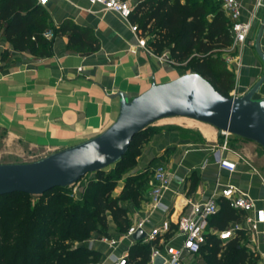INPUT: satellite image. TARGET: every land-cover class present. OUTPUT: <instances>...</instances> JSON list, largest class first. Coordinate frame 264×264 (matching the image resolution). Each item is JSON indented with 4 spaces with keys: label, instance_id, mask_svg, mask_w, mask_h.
Segmentation results:
<instances>
[{
    "label": "crops",
    "instance_id": "0c3cea01",
    "mask_svg": "<svg viewBox=\"0 0 264 264\" xmlns=\"http://www.w3.org/2000/svg\"><path fill=\"white\" fill-rule=\"evenodd\" d=\"M139 1L126 0L131 9ZM36 2L53 26L70 21L90 29L100 46L94 53L71 52L67 49V35H57L52 40L50 56L34 57L14 50L5 39L4 27L0 26V127L10 136L55 150L72 147L97 136L115 121L119 111L117 93L122 92L131 99L147 90L152 80L160 84L189 73L177 72L167 52L156 55L149 48L139 47L138 35L130 29L133 24L130 18L124 20L112 12H104L88 0H47L43 5ZM237 2L240 21L250 25L247 41L224 50V54H233L237 78L232 93L239 97L263 73L254 42L263 24L260 48L264 53V0ZM257 94L258 98H264V83ZM200 124L207 128L201 129L202 141L196 143L184 141L182 133L174 130L156 129L138 157V166L127 174H146L151 164L166 168L168 183L160 192V207L152 208L149 204L152 178L138 203L123 205L127 208L129 227L142 222L145 234L162 221H169L170 232L156 240L162 245L181 247L177 219L189 214L190 203L204 202L211 197L219 200L226 187L236 188L264 210V178L251 158L232 148L223 150L222 143L218 142L220 133L207 124ZM220 157L233 162L235 169L229 172L220 167ZM121 187L114 196L121 192ZM237 214L239 219L235 222L241 221L240 213ZM212 218L208 228L218 230L209 223ZM123 234L110 221L107 235L118 240L115 247L100 244L98 233L85 241L84 246L99 252V262L106 264L108 255H129L131 248L142 242ZM244 244L257 255L258 264H264V223L255 233L246 235Z\"/></svg>",
    "mask_w": 264,
    "mask_h": 264
},
{
    "label": "trees",
    "instance_id": "16d2710c",
    "mask_svg": "<svg viewBox=\"0 0 264 264\" xmlns=\"http://www.w3.org/2000/svg\"><path fill=\"white\" fill-rule=\"evenodd\" d=\"M130 21L137 25L140 37L149 38L146 45L154 54L167 52L169 61L200 74L220 94L229 97L235 78L222 54L231 47L232 37L219 2L140 0L132 9ZM0 26L4 27L5 39L14 50L34 57L50 56L52 40L57 35H67V49L71 52L94 53L100 46L90 29L78 27L70 21L53 26L36 0H0ZM48 32L51 38L44 36ZM153 132L147 127L136 135L126 154L113 165L111 174L95 173L96 180L86 185L87 189L94 190L89 199L90 208L82 203L68 204L64 208L59 206L68 203L62 192L65 187L46 192L34 204L27 200L32 196L24 193L0 196V264L98 262L99 252L85 246L71 247L68 243H82L93 232L107 235L110 221L120 232L127 230V208L123 205L136 204L143 198L148 176L144 173L126 176L119 196L107 195L114 189L118 178L135 167V158ZM14 196L23 201L10 203ZM217 203L219 211L209 223L223 230L239 216L224 199L220 198ZM45 223L52 227H44ZM245 237V233L238 231L234 238L221 243L214 235L208 234L205 245L195 258L196 264H258L257 255L244 244ZM149 255L150 245L137 243L131 248L127 264H146Z\"/></svg>",
    "mask_w": 264,
    "mask_h": 264
},
{
    "label": "water",
    "instance_id": "95a60500",
    "mask_svg": "<svg viewBox=\"0 0 264 264\" xmlns=\"http://www.w3.org/2000/svg\"><path fill=\"white\" fill-rule=\"evenodd\" d=\"M261 24L254 51L263 73L242 96H223L200 74L189 72L157 84L129 99L119 92L115 121L97 136L30 163L0 164V196L24 193L41 196L54 188L69 187L85 175L115 165L128 151L134 137L167 118H185L215 128L219 133L256 143L264 150V98L255 95L264 83V53L260 48ZM139 228L131 236L141 241ZM154 264H162L156 257Z\"/></svg>",
    "mask_w": 264,
    "mask_h": 264
},
{
    "label": "built area",
    "instance_id": "2783aa9c",
    "mask_svg": "<svg viewBox=\"0 0 264 264\" xmlns=\"http://www.w3.org/2000/svg\"><path fill=\"white\" fill-rule=\"evenodd\" d=\"M47 0H38L39 4H45ZM220 3L225 17L230 26L232 37L231 48L240 46L247 41V35L250 29L249 23L240 21V11L237 0H215ZM91 5H98L104 12H112L124 20H129L132 9L126 0H88ZM259 5V3L257 4ZM131 32L138 35L137 44L139 47L147 50L146 40L139 36V29L136 24L130 25ZM46 38H51V33H45ZM223 134V133H221ZM227 135V134H223ZM226 141L222 144L225 150ZM220 167L232 172L235 164L227 159L220 157L218 160ZM152 186L149 192L150 206L157 208L161 206L159 202L160 192L166 188L168 183V173L166 168L159 165L155 168L152 175ZM220 198L224 199L229 206L241 215V221L234 222L231 226L223 230H211L208 228V221L218 212V203L216 198H209L200 203H190V212L187 215L180 216L176 221L177 233L182 237V245L179 248L162 245L156 242L157 238L163 237L170 232V223L167 220L161 222L159 226L153 227L142 239L143 244L150 245V255L146 264H154V259L160 257L162 264H196L193 262L198 255L201 247L206 243L208 234L214 235L221 243L234 238L238 231L245 235L255 233L259 225L264 223V210L257 208L255 202L247 195L234 187H226L220 193ZM142 222L128 227L123 237H131L139 228H142ZM98 242L108 248L116 246L118 240L108 235L98 237ZM128 254L121 256L110 254L107 257L106 264H127ZM91 264H105L96 262Z\"/></svg>",
    "mask_w": 264,
    "mask_h": 264
},
{
    "label": "rangeland",
    "instance_id": "374dc122",
    "mask_svg": "<svg viewBox=\"0 0 264 264\" xmlns=\"http://www.w3.org/2000/svg\"><path fill=\"white\" fill-rule=\"evenodd\" d=\"M214 3L218 5L216 2ZM148 39H149L148 37L145 38L146 42L148 41ZM232 55H233L232 53L230 54L223 53L222 58L228 69L232 71L236 83L237 67L236 64L234 63L235 61ZM171 66H173V68H175L179 73L188 72V69H186L182 64H174V65L172 64ZM233 90L229 93V96H233L232 93ZM258 96L259 94H257L255 97L258 98ZM202 128H207V127L205 125L200 124L199 122L190 119L179 118V117L163 119L149 126V130L152 131H155L156 129H165V130H174L178 133H182V137L185 139L184 141L194 142V143L202 141V135H201ZM224 141H226L227 143L226 145L227 148H232L237 152H243L247 156H249L251 158L252 164H254V166L257 168V170L264 178V150L259 145L251 141L238 140L236 139V137L232 135H223L220 133L218 137V142L223 144ZM143 148L144 145L142 146L141 151ZM57 151H60V149L55 150L52 147L47 148L39 145H32L31 143L25 141L22 138L10 136L7 130L0 127V164L30 163ZM140 154L135 158L136 165L134 169L138 166V160H139L138 157L140 156ZM113 168L114 166H110L104 169L103 175L111 174ZM153 168L156 167L154 164H151L148 170H146V175L148 176V180H150L153 175L154 172V170L152 172ZM130 171L122 174L118 178V180L115 183L114 189L110 193H108L107 197L109 196V197L117 198L119 196L120 193L117 196H114V194L116 193L119 187L122 186L121 190L123 189L125 178ZM94 180H96V174L90 173L85 175L80 181H78L74 185L65 187L62 190V192L67 196L68 203L66 202L60 203L59 206L64 208L69 206L68 204L82 203V205H85L90 208L89 199L91 198L94 190L93 188L87 189L86 185L88 184L89 181H94ZM27 200L31 202V204H34L39 201V196H32ZM21 201H23L21 197L14 196L9 202L14 203ZM55 206L57 205L55 204ZM43 226L46 228L52 227V225H49L47 223H45ZM94 235H95L94 232L91 233L88 239H90ZM87 240H84L82 243L77 241H71L68 244L71 247L84 246V242Z\"/></svg>",
    "mask_w": 264,
    "mask_h": 264
}]
</instances>
